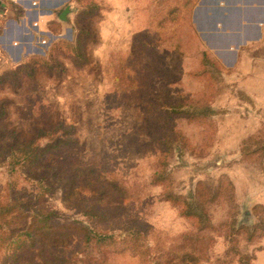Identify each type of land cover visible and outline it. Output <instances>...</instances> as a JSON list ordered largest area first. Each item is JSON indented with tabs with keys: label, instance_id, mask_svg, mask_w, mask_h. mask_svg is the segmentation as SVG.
Here are the masks:
<instances>
[{
	"label": "rangeland",
	"instance_id": "rangeland-1",
	"mask_svg": "<svg viewBox=\"0 0 264 264\" xmlns=\"http://www.w3.org/2000/svg\"><path fill=\"white\" fill-rule=\"evenodd\" d=\"M80 2L42 53L0 64L27 70L0 83V264H264V91L183 13L148 28ZM16 146L35 163L13 168ZM32 207L65 229L35 232Z\"/></svg>",
	"mask_w": 264,
	"mask_h": 264
},
{
	"label": "crops",
	"instance_id": "crops-1",
	"mask_svg": "<svg viewBox=\"0 0 264 264\" xmlns=\"http://www.w3.org/2000/svg\"><path fill=\"white\" fill-rule=\"evenodd\" d=\"M107 1L117 11H140L142 25L148 28L168 26L166 17L155 25V11L159 16L161 11L183 13L179 27L195 28L192 36L205 44L203 51L219 59L225 70L238 76L237 81H254L253 90L264 91V0H141L139 6L127 4L128 0ZM92 2L100 11L102 0ZM73 3L82 9L80 0H0V64L7 66V60L15 57L16 67L21 66L29 54L42 53V45L36 46L39 35L51 36L49 28L63 24L59 18L66 8L73 13Z\"/></svg>",
	"mask_w": 264,
	"mask_h": 264
},
{
	"label": "trees",
	"instance_id": "trees-1",
	"mask_svg": "<svg viewBox=\"0 0 264 264\" xmlns=\"http://www.w3.org/2000/svg\"><path fill=\"white\" fill-rule=\"evenodd\" d=\"M92 9H93V11L94 10L95 11H98L99 10V9H97V6L96 5H94L92 7ZM189 31H191V30L189 29ZM70 48H72L71 50H73V51H75V50L77 51L78 50V49L74 48L73 46H71ZM203 52L210 59H214L207 52H205V51H203ZM203 52H202V54H203ZM35 61H36V59H30L27 64H32ZM27 64H25V65H27ZM24 70L27 72L26 69H22V68H21V70H14L12 72H10L11 70L6 71L5 74H3L0 77V83L6 82L8 80V74H13L12 80H13L14 83H16L17 80L19 79L20 74L22 72H24ZM208 73L209 72H207V74ZM29 76H31V75H29ZM193 115H194V112H193ZM30 148H31V146H28V147L16 146L15 147V151H13V153L11 154V160H12L11 161V166L13 168H15L18 165L23 166V165H26L27 163H29L28 165H33L35 163V161L34 160L32 161V159H31L32 156L34 155V153H28V149H30ZM35 154H38V153H35ZM89 173H91V172H89ZM90 178H92V174L87 175L86 180H89L90 181ZM93 192L96 194L95 190H93ZM30 209L33 210V217H34L33 218V221L34 222H33L32 226H31V229L34 228V230H36L35 232H38L39 233L40 231H47V230H50V232H52L53 230L55 232H62L65 229L64 227H58V228H56L54 226L53 227L51 226V222H52L53 218H55L56 214H53V213H50V212H46V211L40 210V209H35L34 207H32ZM12 211H13L12 209L5 210V211H1L0 210V219L3 216H7V215L11 214ZM189 216H190L189 218H192L193 217L192 215H189ZM82 230H83V232H82L83 234H87L86 233V230H84V229H82ZM77 232H81V231H78L77 230ZM12 234L9 235V236L12 237L13 236ZM57 237H62V234L59 235V236H57ZM18 239H22V237L20 236ZM18 239L16 238L14 240V238H13L11 241H9V245H10L9 248H13V246H16V248H19L20 249L21 247H23V243H21ZM7 240H8V238L5 240L6 243H7ZM87 241H88V239H87Z\"/></svg>",
	"mask_w": 264,
	"mask_h": 264
},
{
	"label": "water",
	"instance_id": "water-1",
	"mask_svg": "<svg viewBox=\"0 0 264 264\" xmlns=\"http://www.w3.org/2000/svg\"><path fill=\"white\" fill-rule=\"evenodd\" d=\"M71 8H66L59 18L62 23H70Z\"/></svg>",
	"mask_w": 264,
	"mask_h": 264
},
{
	"label": "built area",
	"instance_id": "built-area-1",
	"mask_svg": "<svg viewBox=\"0 0 264 264\" xmlns=\"http://www.w3.org/2000/svg\"><path fill=\"white\" fill-rule=\"evenodd\" d=\"M11 1L14 2V3L18 2V0H11Z\"/></svg>",
	"mask_w": 264,
	"mask_h": 264
}]
</instances>
